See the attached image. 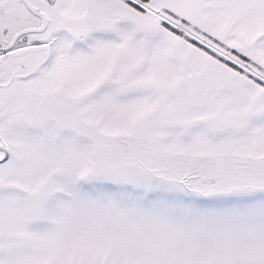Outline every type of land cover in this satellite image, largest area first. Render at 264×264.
Here are the masks:
<instances>
[{"label":"snow or ice","instance_id":"obj_1","mask_svg":"<svg viewBox=\"0 0 264 264\" xmlns=\"http://www.w3.org/2000/svg\"><path fill=\"white\" fill-rule=\"evenodd\" d=\"M0 264H264V0H0Z\"/></svg>","mask_w":264,"mask_h":264}]
</instances>
